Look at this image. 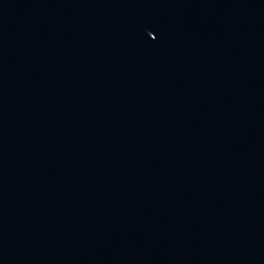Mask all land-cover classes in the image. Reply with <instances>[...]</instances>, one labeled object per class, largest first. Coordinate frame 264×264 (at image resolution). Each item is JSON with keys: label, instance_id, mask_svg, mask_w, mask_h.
Here are the masks:
<instances>
[{"label": "water", "instance_id": "95a60500", "mask_svg": "<svg viewBox=\"0 0 264 264\" xmlns=\"http://www.w3.org/2000/svg\"><path fill=\"white\" fill-rule=\"evenodd\" d=\"M0 264H264V0H0Z\"/></svg>", "mask_w": 264, "mask_h": 264}]
</instances>
